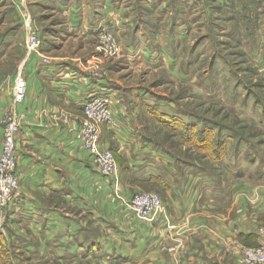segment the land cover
<instances>
[{
	"label": "rangeland",
	"instance_id": "374dc122",
	"mask_svg": "<svg viewBox=\"0 0 264 264\" xmlns=\"http://www.w3.org/2000/svg\"><path fill=\"white\" fill-rule=\"evenodd\" d=\"M105 2L120 10L123 33L111 28L105 29L113 32L112 37L94 30L83 33L81 21L73 30L71 10L91 22L101 18ZM18 9L24 24L16 15ZM139 30L144 32L141 41L134 34ZM30 31L39 39L32 51L19 45ZM7 34L15 39L13 46L8 47ZM158 37L160 44L155 47ZM139 47L158 54L146 56L147 49L138 51ZM35 57L65 58L121 88L142 136L154 148L167 151L178 169L189 166L190 174H200L205 185L200 187L199 212L206 214L196 230L217 241L219 225L208 219L235 214L238 190L254 179V163L264 160V0H0V83L11 81L14 91L17 74L21 71L26 78ZM163 117L179 118L183 124ZM85 121L96 125L101 138L104 125L83 113L80 125ZM183 125L213 128L214 137L225 144L221 157H216L221 150L215 155L198 147L194 133H190L192 141H185L189 133ZM99 148L112 151L100 143ZM114 158L118 168L115 154ZM152 171L159 173L157 180L140 183L135 194L151 199L157 194L163 210L171 189L167 177L172 174L161 166ZM256 174H261L257 180L264 185V166ZM7 210L0 215L1 231ZM263 225L264 219L257 229ZM256 245L232 239L226 240L224 249L236 264H260L264 258L262 250L253 249ZM0 253L7 255L6 264H36L2 239Z\"/></svg>",
	"mask_w": 264,
	"mask_h": 264
},
{
	"label": "crops",
	"instance_id": "0c3cea01",
	"mask_svg": "<svg viewBox=\"0 0 264 264\" xmlns=\"http://www.w3.org/2000/svg\"><path fill=\"white\" fill-rule=\"evenodd\" d=\"M102 10L101 18L91 22L71 10L73 30L81 21L83 33L100 27L123 33L120 10L107 2ZM16 15L24 24L22 11L18 9ZM179 27L182 31L181 22ZM134 34L136 40H143L144 32ZM7 37L8 47L13 46V36ZM159 39L153 46H159ZM25 41L19 44L22 49ZM145 48L146 56L158 54L147 47L137 50ZM65 60L35 57L25 71L28 93L22 103H15L11 81L0 83V154L4 116L14 110L20 117L16 173L22 201L8 207L4 241L36 264H236L224 249L226 240L249 246L258 242L264 185L256 172L263 170L264 160L255 158L254 179L238 190L235 214L208 219L219 225L217 241L206 237L196 230L206 214L199 212L200 187L205 185L200 174H190L189 166L178 169L167 151L154 148L142 136L137 117L116 83ZM101 91L113 99L115 124L104 125L100 138V145L117 157L118 171L111 177L99 171L77 138L85 101ZM160 166L172 174L167 177L171 189L165 208L149 218L138 217L131 210V199L140 183L159 176L152 170Z\"/></svg>",
	"mask_w": 264,
	"mask_h": 264
},
{
	"label": "built area",
	"instance_id": "2783aa9c",
	"mask_svg": "<svg viewBox=\"0 0 264 264\" xmlns=\"http://www.w3.org/2000/svg\"><path fill=\"white\" fill-rule=\"evenodd\" d=\"M98 35L109 33L112 37L113 32L107 29L97 30ZM39 45L37 35L30 31L28 33L25 47L28 51H32ZM27 84L24 74L20 71L15 78L13 98L15 103H22L26 97ZM113 99L107 93H93L84 103L83 113L97 120L101 125L112 126L115 124L114 112L112 109ZM20 132V123L18 115L14 110L7 112L4 120V137L3 150L0 155V215H5V210L11 203H19L22 201L20 195V185L17 177V141ZM77 138L87 150L95 166L99 171L108 177L114 176L117 172V163L114 158V153L109 150L102 151L99 148L100 133L95 124L85 121L79 126ZM131 209L136 216L141 218H149L156 212L161 211L162 203L159 196L156 194L153 198H148L146 195L135 194L131 199ZM3 225H1L2 227ZM258 242L253 249L262 250L264 258V225L260 226L257 231ZM250 255V254H249ZM251 256V255H250ZM251 258H247L250 261ZM264 264V259L260 261Z\"/></svg>",
	"mask_w": 264,
	"mask_h": 264
},
{
	"label": "trees",
	"instance_id": "16d2710c",
	"mask_svg": "<svg viewBox=\"0 0 264 264\" xmlns=\"http://www.w3.org/2000/svg\"><path fill=\"white\" fill-rule=\"evenodd\" d=\"M165 118L166 121H170V123L172 122H178L179 124L182 123V121L178 118H168V117H163ZM163 120V121H165ZM183 124V123H182ZM182 129L185 130L187 133H189V135H185L184 140L185 141H192V136L190 135V133H194L193 135L195 136V143L197 144L198 147L201 148H206L208 151H210L211 153L216 155V150H221V152L219 153V155H216V157L220 158L223 152V148H224V141H222L219 137H214V131L213 128H205V129H198L193 127V125L191 126H187V125H183ZM213 135V138L211 137ZM152 180H157L156 177H153ZM5 223L3 224V228H4ZM2 231L0 230V240L2 239V241L4 242V238L2 237ZM1 255V253H0ZM8 258L7 255H1L0 256V262L1 264H6L8 262Z\"/></svg>",
	"mask_w": 264,
	"mask_h": 264
}]
</instances>
